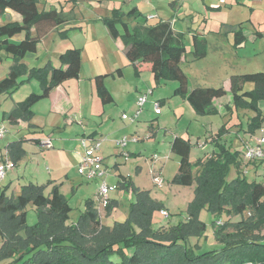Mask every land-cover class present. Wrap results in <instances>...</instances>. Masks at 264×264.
I'll use <instances>...</instances> for the list:
<instances>
[{"label":"trees","instance_id":"1","mask_svg":"<svg viewBox=\"0 0 264 264\" xmlns=\"http://www.w3.org/2000/svg\"><path fill=\"white\" fill-rule=\"evenodd\" d=\"M7 8L20 13L23 20L0 23V50L14 59L9 74L0 80V95L14 92L23 81L31 77L39 80L42 85V92H31L6 113L5 117L16 123L20 119L29 121L34 115L33 105L47 97L58 84L67 79L79 78L82 50L78 47L66 49L61 54L59 66H51L48 62L44 66L29 68L23 63L27 53L36 51L41 38L67 22L68 14L57 8L40 10L38 0H0V19ZM139 15L138 8L134 7L126 13L113 9L112 15L104 18L110 34L122 39L128 60L136 69L141 63H149L157 83L176 80L178 86L175 93L186 97L199 115L218 113L214 99L227 94L223 85L198 86L188 90L189 77L182 67V58L187 51L183 34L177 33L168 21H159L149 26L137 25L133 31L126 28L127 18ZM119 22L124 25V33L117 27ZM71 28L64 32L68 34ZM21 32H24V36L19 42L11 41L13 36ZM245 40L246 36L241 29L236 31L235 44L239 45ZM194 47L195 59L206 56L208 46L204 37L194 35ZM24 71L29 72L30 76L19 81ZM117 73L121 74L122 69L118 68ZM107 75L101 73L93 78L97 93L104 103L113 100L105 83ZM248 81L253 82L254 86L245 90ZM230 82L233 102L226 105L227 109L254 111L255 115L249 117L248 130L255 132L256 128L264 124V112L259 105L264 100V70L232 74ZM227 133L229 130L225 126L220 128L212 139L216 145L214 152L196 161L190 160L191 142L188 139L177 136L172 142V150L180 156V166L172 181L182 185H191L195 179L197 181L196 196L189 208L193 216L189 221L194 226L178 225L175 229L179 231L177 238L186 239L189 233H204L206 224L198 217L195 218L196 212L203 205L209 206L217 214L225 210L243 212L246 208L254 212L251 218L234 225L217 221L219 228L215 229V236L224 244L221 249L196 254L187 243L178 247L177 241L164 244L159 239H150L153 234L151 210L155 208L157 200L148 190H139L125 177L130 183H121L127 188L133 187L136 200L130 202L129 217L111 226L101 222L99 209L90 198L80 218L69 222L71 206L57 186L49 194L44 192L43 185L35 183L23 185L21 192L10 198L1 192L0 234L5 237V241L0 248V260L9 259L8 264H116L110 258L111 252L115 248L122 252V246L126 245L135 247V252L131 256L126 254L122 264H264V183L249 181L240 176L228 179L232 165L240 166V154L223 142ZM19 142L11 143L10 147L13 150L20 147ZM28 203H32L39 216L38 221L32 225H27ZM115 205V200L110 199L105 207L107 212ZM24 229L26 234L22 236ZM172 237V233L161 236L167 239Z\"/></svg>","mask_w":264,"mask_h":264},{"label":"crops","instance_id":"2","mask_svg":"<svg viewBox=\"0 0 264 264\" xmlns=\"http://www.w3.org/2000/svg\"><path fill=\"white\" fill-rule=\"evenodd\" d=\"M212 1L214 0H207V2L206 0H203L206 9L222 12L223 8L230 9L231 11L235 7H242L245 8V10H249V12L247 14L245 13L246 17L239 21L221 18V20L218 21L219 23H217L216 28L212 30L209 28V18L205 16L201 20L197 21L198 25L195 27L196 13L198 14L199 12L192 10L190 7L191 5L187 6L186 0H173L171 2L173 10L171 17H162V14H159L158 11H152L144 13V16L127 18L126 28L133 31L134 27L137 25L149 26L152 23L159 21H168L173 25L177 33L183 34V38L186 35H189V33H192L193 50L195 49L194 35L197 34L206 39L208 47L211 43V39L213 40L212 46H214V49L219 52L218 57L220 59L224 58V60H227L224 54H229L230 52L229 50L225 51L224 48L226 46L225 41H228L230 47L232 46L233 49L237 48L235 53H233L235 54V57H238V59L242 61L248 59L252 62H256L258 57L264 54L262 49L259 50L255 47L254 52L251 54L247 53V55L240 53L238 46L246 45V41L249 42L250 40L256 44V42L264 36L262 26L257 25L262 22L259 19L253 18V13L259 8L258 6L260 4L262 5V8H264V0H236L237 4L232 2V0L230 3H226L225 1V4H215ZM84 2L88 5H94L97 3L98 6L101 7L100 16L86 18L82 15L87 26H84L85 22H82V24H75L69 27H72V30L70 29L68 34L65 33L64 31L68 28H63V26L75 23L76 18L79 16L76 12V4H84ZM107 2L108 0H64V5H62L60 9L57 7H51L62 10L64 13L68 14V21L55 27L47 35L41 38L38 43L37 50L27 53L23 63L29 68L44 66L39 65L36 62L35 64L30 65L25 62V60L27 56L39 59V50L41 45L43 42L47 41L51 33H54V36H58L62 39V43L66 44L65 50L71 47L81 48L82 65L80 76L79 78H71L63 81L54 87L47 97L38 100L32 107L34 115L29 121L20 119L15 123L9 118H6L5 115L10 112L18 102L24 100L31 92H42L41 83L38 81L37 85H34L31 82L30 85L35 86L36 89L31 87L30 90L26 91L22 96L16 97V92L18 90L20 91L19 88L16 92L7 93L12 100L8 108H2V120H8L11 125L15 127V137L6 145L4 149L5 153L8 151L10 158L13 162H15L14 167L18 166L22 168V172L17 176L18 179L25 177L24 173H26L30 166H35V161L37 163H41V161L46 158L47 152H45V150L50 147H43L40 141L45 138H51L54 144L52 147L55 148L52 150L62 153L58 157L59 164L56 166V169H51L48 181L50 183L52 182L54 185L58 184V181H61L62 183L63 181H68L69 188L71 185L70 193L72 194L80 190L83 185L90 186L95 197L91 198L90 196L86 198V200L89 198L94 200L95 206L100 212L101 222L104 225L111 226L114 224V222L111 223L112 212H107L105 207H101L99 203L95 201L97 194L95 186H97V184L99 185V180L89 179L79 173H76L75 171V169H77L78 172L76 165L78 160L80 165V157L83 153L81 138L85 136L102 138L100 153L103 156L105 167L108 168L106 181L112 186H115V189L110 193V199L115 200L116 204H119V199L122 198L130 200V202L136 200V196L133 193V187L130 186L127 188L124 186V183L129 184L130 182H132L139 190H148L151 196L157 200L158 195L154 191L155 185L153 180L151 181L150 172H158L162 178L163 176L168 175L169 181L172 184V180L177 174L180 166V156L172 150V142L174 138L179 135H174L170 138L167 133V129H165V133L163 135L162 125L166 123L167 118H175L178 111H181L179 112L180 117L178 123L184 119L185 113H188L187 116L191 117V120L189 121L190 128L192 121H199L200 115L195 111L186 97L175 93L178 86V82L176 80H162L161 83L163 81L166 83L165 85H161V83L156 82L155 75L152 72L151 65L149 63H141L136 69L135 66L128 60L123 49L124 43L122 39L120 37L114 38L109 32L108 26L104 22V18L112 15L113 9L123 11L124 8L116 5L113 6L111 3L108 4ZM123 2L129 4L132 3V0H123ZM134 7H137L138 11L140 10L143 12L138 5H134L133 8ZM123 12L126 13L129 11ZM150 15L154 16L150 17ZM22 20L23 18L20 13L7 8L5 14L0 19V23L5 24L13 21L22 22ZM117 27L121 33L125 32L124 25L122 26L121 23H118ZM96 28L101 30V35H98L95 32ZM208 29H210L209 31L211 32H207ZM240 29L246 36V40L241 44L236 45L235 38L234 41L231 42L230 37L232 34L235 36L236 31ZM34 30L35 29L33 28V31ZM247 31H250V33L246 34ZM23 36V33H18L11 38V41L19 42ZM99 37H103L104 41L107 42L106 47L99 44ZM65 50L63 49L58 56V65L56 64V60L53 61L52 58L46 61V64L49 62L48 64H51V66H59L61 63V54ZM209 54V50H207L206 56L201 59H205ZM194 58L195 57L193 55V59ZM185 63H188L186 53L182 58V67ZM118 68L122 69L121 74L117 73ZM101 73H107L110 75L105 78V83L113 95V100L109 103H104L101 100L97 93L93 79L95 75ZM231 75L232 74H229L228 77L225 78L224 83H222V85L227 89V92L229 90L231 91ZM173 81L176 83H172V92L169 94L168 91L164 90H166L165 88L168 86V82ZM251 87L253 86H250V88ZM188 90H190L189 86ZM143 93H148L147 101L145 102L137 119L135 121L125 119L123 117L124 113L129 115L135 113L138 108L137 97ZM179 96L182 98L180 99L182 101L176 99L180 98ZM156 101H160V105L162 107L160 113L156 112ZM224 103L225 102L219 97L214 99V104L219 110L223 109ZM230 103L231 101L227 104ZM22 127H25L28 132L22 134L20 137H17V135H21L20 130ZM189 128H187V136L191 134L189 132ZM198 131L202 130L198 129ZM134 136L139 137V139L136 141L131 140ZM187 136L181 137L187 138ZM124 137L129 139L125 146L118 143V141ZM213 137L214 135L211 134L204 141H202L201 138V142L204 145H208L211 141L213 144ZM162 138L165 139L164 142H162ZM54 139L57 144H55ZM189 139L191 140V138ZM36 140H39V142H36ZM199 141L200 140H198V142ZM13 142H19L20 147L18 146L13 150L10 147ZM236 142L237 141H233V144ZM199 144L200 142L197 145L200 146ZM240 144L242 145V139L240 140ZM5 153H3V148H0V157H3ZM66 153H68L69 156H67ZM208 153L210 152L206 151L204 155ZM155 154H158L159 156L154 157ZM40 169L42 168L40 167ZM47 169L50 171V168L47 167ZM56 170L59 171V174L55 173ZM169 170H172V172L169 173ZM38 173L44 175L45 170L42 169ZM31 177L32 178L28 182H24L23 185L30 183L43 185L46 183V181L40 182L41 180H35L34 176ZM125 177L129 178L130 182L125 180ZM5 178L6 176L1 180V182ZM122 181H124L123 184L121 183ZM14 186L15 190H13L10 195V190L13 189ZM18 187V185L13 184L12 180H10L9 182L3 184L2 192H5L6 196L10 198L19 194V192H17ZM85 209L86 204L83 212ZM1 214L2 213L0 212V218ZM75 221L77 220H70L69 222ZM4 241L5 237L0 234V248ZM9 261V259L0 260V264H8Z\"/></svg>","mask_w":264,"mask_h":264},{"label":"rangeland","instance_id":"3","mask_svg":"<svg viewBox=\"0 0 264 264\" xmlns=\"http://www.w3.org/2000/svg\"><path fill=\"white\" fill-rule=\"evenodd\" d=\"M85 1V0H83ZM173 0H132V3H124L123 0H108V4L111 3L113 6L123 7V11H130L134 5H138L143 12H140L139 16H144V13H149L152 11H158L159 14H162V17H171L173 10L171 7V2ZM230 3L231 0H214L215 4L222 3L225 4ZM62 2V3H61ZM64 0H38V7L40 10H43L44 8L48 9L51 7H57L61 8L62 5H64ZM207 2V0H206ZM232 2H235L237 4L236 0H232ZM187 6L191 5L190 7L192 10H196L199 13H196V22L195 27H197V21L201 20L204 16L209 18V28L214 30L216 28L218 21L223 19H229L232 21H239L242 18H245L246 15L249 12V10H245V8L242 7H235L233 10L230 11V9H224L222 12L214 11V10H208L206 9V6L203 2V0H186ZM93 6V7H92ZM259 8L255 10L253 13L254 19H259L262 23L257 24L258 26H262V30H264V8H262V5L260 4L258 6ZM139 8V9H140ZM100 9L101 7L98 6L97 3L94 5H88L83 3H77L76 4V12L79 15L76 18L75 23H70V25H64L63 28H69L72 25L75 24H82V22H85L84 26L86 25V21L83 18L82 15H84L86 18L89 17H97L100 16ZM96 12V13H95ZM195 12V11H192ZM199 15V16H198ZM88 16V17H87ZM182 16V15H180ZM143 18V17H142ZM81 21V22H80ZM121 23V22H119ZM258 23V21H257ZM156 23H152L151 25H155ZM123 26V23H121ZM257 26V28H258ZM104 27V26H103ZM255 28V27H253ZM208 29L207 32H211ZM72 30V29H71ZM261 30V29H259ZM95 32L98 35H101V30L96 28ZM24 34V32H21ZM250 31H247L246 34H249ZM213 37V36H211ZM262 37V36H261ZM231 42L234 41V34L231 35ZM233 39V40H232ZM184 42L187 45V51L186 55L188 57V63L183 64L185 72L187 73L189 77V89L192 90L195 87L203 86H222V83H224L225 78L228 77L229 74H241V73H248V72H257V71H263L264 70V54L260 55L258 57V62H252L250 60H239L238 57H235L233 53H235L236 49H233L232 46L230 47V44L228 41H225V51L229 50V54L225 53V57L227 60H224V58H219L218 54L219 52L214 49V46H212L213 40L211 39V43L208 47L209 55L205 59H193V45H192V33H189V35H186L183 38ZM99 44L101 46L107 45V42L104 41L103 37H99ZM66 44L62 43V39H60L58 36H54V33H51L50 37H48L47 41L43 42L41 45V48L39 50L40 58H34L27 56L25 62H27L30 65L35 64V62L39 65H45L46 61H48L50 58L56 60V64L58 65V56L60 55L61 51L63 49L65 50ZM258 48L259 50L264 51V36L254 44L252 40L249 42L246 41V45H240L238 46L240 53L242 54H251L254 52V48ZM247 54V55H248ZM223 55V56H224ZM192 60V61H191ZM14 64V59L11 55L7 54L4 50H0V79L7 76L12 69V65ZM105 68V67H104ZM29 72L25 71L20 75L19 81L25 80L29 78ZM110 75H107L109 77ZM106 77V78H107ZM30 80V81H29ZM29 80L23 81L19 89H16L14 92H16L17 96H22L26 91H29L31 87L36 89L35 86L30 85L32 82L34 85H37L38 81L36 78H29ZM165 81L161 83V85H165ZM176 82H168V86H166V90L170 94L173 88V84ZM250 86H254V83L251 81H248L245 83L244 89L248 90L251 89ZM163 91V90H161ZM9 94L3 93L0 95V128L4 127L5 132L2 137H0V148H3V153H5V147L6 145L12 141L15 137V127L11 125V123L8 120H2L3 117V109L2 108H8L10 106V102L12 98L8 96ZM141 95V94H140ZM181 95V94H179ZM180 97V96H179ZM138 98V97H137ZM224 101L225 105L223 104V109L219 110L218 113H208L206 115H200L199 121H192V125H190L189 128V121L191 120V117H188V113H185L184 119L182 121H179L180 113L181 111H178V114L175 116V118H167L166 123L162 125V132L163 135L165 133V129L168 130V135L170 138H172L174 135L184 136L186 137L188 134L187 128H189L190 135L187 136V138L191 142V152H190V160L196 161L200 157H204V153L206 151L213 153L214 149L216 148L215 143L213 144L210 141V144L204 145L201 142L206 140L211 134L216 136V134L219 132L220 128L225 126L229 133L223 137V142L226 144L233 146V149L239 151V160H240V166H233L231 168V173L228 177V179H233L237 177L246 178L249 181L256 180L258 182L264 183V157L259 159H251L246 154V146L251 145L255 146L257 144L256 138L261 135L260 128H256L255 132H251L248 130V124L250 122L251 116L255 115V112L248 109H238L233 108L232 110L227 109V103L231 101V104L233 102V94L229 90L226 95L219 97ZM179 101H182L180 98H176ZM177 101V100H176ZM174 102V101H173ZM160 103V101H159ZM176 103V102H175ZM183 103V102H182ZM187 105V104H186ZM262 111L264 112V100H261L259 103ZM160 108L162 109L161 105ZM188 117V118H186ZM6 119V118H5ZM168 120V121H167ZM193 129V133H192ZM198 129H201L202 131H198ZM21 135H17V137L22 136V134H25L28 132L25 127H22L20 130ZM201 132V133H200ZM215 133V134H214ZM191 138V140L189 139ZM242 139V145L240 144V140ZM162 142H164L165 139L162 138ZM198 140H200V146L197 144L199 143ZM233 141H237L235 144H233ZM244 141V142H243ZM55 142V139H54ZM169 143V142H168ZM55 144H57L55 142ZM233 144V145H232ZM54 145V144H53ZM52 145V146H53ZM50 147L45 150L47 152L46 158L41 161V163H37L35 161V166H30L26 173H24V178L18 179L17 176L22 172V168L15 166L12 169L7 171L6 178L1 182L0 181V193L3 189V184L9 182L12 180L13 184L18 185L17 192H21L23 188V183L28 182L32 177H35V180H41L40 182L46 181V183L43 184L44 192L46 194H49L54 186H57L59 191L66 195L68 198L69 204L71 206L70 210V220H78L80 218L81 213L83 212L85 208V202L87 201L86 198L90 197L94 198L95 195L93 193V190L88 185H83V187L78 190L76 193L72 194L70 193L71 185L69 188L68 181L63 183L61 181H58V184L50 183L48 180L49 173L51 172V169H56V166L59 164L58 157L62 152L55 151L52 149H55L53 147ZM229 146V147H230ZM55 147V146H54ZM83 147V146H82ZM84 149H82L83 151ZM7 153V151H6ZM5 153V154H6ZM67 156H69L68 153H66ZM160 154V153H158ZM207 156V155H206ZM45 170V174L42 175L39 174L42 169ZM50 168V171L47 169ZM79 160L77 162L75 169L76 173H80L79 171ZM196 167V166H195ZM37 168V169H36ZM173 169V168H172ZM33 171V172H32ZM169 173L172 172V170L168 171ZM197 172V167L195 168V173ZM55 173L59 174V171H55ZM160 176V178L163 180V183L160 185L159 183H156L154 180L155 175ZM84 176L83 174H81ZM37 176V177H36ZM80 176V175H79ZM151 181L153 180L154 183V191L157 193V201L156 206L153 210H151V227L153 234L150 235V239L152 240H161L164 244H169L170 242H176L178 243V247H181L182 245H185L186 243L191 245L193 249L195 250L196 254H202L210 250L214 249H221L224 244L216 239L215 236V229L219 228V224L217 221H221V223H227L231 222V225H234L242 220H247L252 217V214L254 213L252 209L246 208L243 212H229L228 210H225L221 214L214 213L209 206L203 205L198 209L196 212L195 218H199L202 222L206 224V228L204 233H189L185 238L179 239V231H176L175 229L178 227V225L182 224L183 226H192V221H189L190 218L193 216L191 215L190 204L194 201L196 196V188H197V181H195L191 185H181L169 181L168 175L161 177L158 172H150ZM28 178V179H25ZM146 180V179H145ZM21 184V185H19ZM111 185V184H110ZM96 190L98 192L99 185L97 184ZM15 190V186L13 189L10 190V195L12 194V191ZM98 203V198L96 194L95 198ZM264 200V195L263 198ZM86 200V201H85ZM27 210V225L35 224L38 221V212L35 209V207L32 205V203H28L26 205ZM165 210L167 213L162 212ZM111 223H115L116 221L125 220L127 217H129L130 214V200L122 198L119 199V204H116L113 209L111 210ZM168 214V215H166ZM186 223V224H185ZM194 226V225H193ZM167 233H172L173 237L171 238H161V236H165ZM264 234V231L262 232ZM23 234H26V229H24L21 232L22 236H25ZM122 252L115 248L114 251L111 252L110 258L116 263V264H122L126 259V254L128 256H131L135 252V247H129L126 245L122 246Z\"/></svg>","mask_w":264,"mask_h":264},{"label":"built area","instance_id":"4","mask_svg":"<svg viewBox=\"0 0 264 264\" xmlns=\"http://www.w3.org/2000/svg\"><path fill=\"white\" fill-rule=\"evenodd\" d=\"M154 15H150V17H153ZM147 95L148 93H143L138 96L137 98V105L138 108L135 111V113L129 115L124 113L123 117L125 119H129L131 121H135L141 112L145 102L147 101ZM156 105V112L160 113V103L159 101L155 102ZM261 135L256 138L257 144L255 146H251L250 144L246 146V154L251 159H259L264 157V124L260 128ZM5 132V128H0V136H3ZM139 137H132L131 140H138ZM129 139L127 137L122 138L118 141L119 144L125 146L128 143ZM101 143L102 138H96V137H82L81 138V144L83 146V153L80 157V167L79 171L81 174H83L85 177L89 179H97L99 180V190L97 192V198L98 203L101 207H106L110 201V193L112 190L115 189V186L110 185L106 181V176L108 174V168L105 167L103 162V156L100 153L101 151ZM41 145L43 147H51L53 145L51 138H45L41 140ZM158 154H155L154 157H158ZM14 162L10 158L8 151L6 154L3 155V157H0V181L6 176L7 171L12 169L14 167ZM154 180L156 183H159L160 185L163 183V180L160 178V176L155 175ZM162 212L167 213L165 210ZM168 215V214H166Z\"/></svg>","mask_w":264,"mask_h":264}]
</instances>
